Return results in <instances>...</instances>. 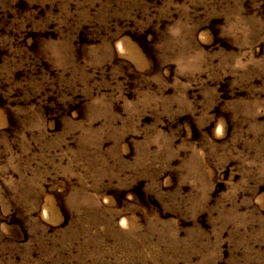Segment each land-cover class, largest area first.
Wrapping results in <instances>:
<instances>
[{
	"label": "rangeland",
	"instance_id": "obj_1",
	"mask_svg": "<svg viewBox=\"0 0 264 264\" xmlns=\"http://www.w3.org/2000/svg\"><path fill=\"white\" fill-rule=\"evenodd\" d=\"M0 264H264V0H0Z\"/></svg>",
	"mask_w": 264,
	"mask_h": 264
}]
</instances>
